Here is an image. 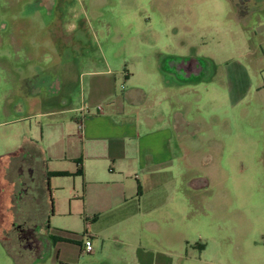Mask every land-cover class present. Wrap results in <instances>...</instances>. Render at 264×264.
Returning <instances> with one entry per match:
<instances>
[{
	"label": "rangeland",
	"instance_id": "obj_1",
	"mask_svg": "<svg viewBox=\"0 0 264 264\" xmlns=\"http://www.w3.org/2000/svg\"><path fill=\"white\" fill-rule=\"evenodd\" d=\"M256 17L264 22V0H0V121L34 108L19 126L38 137L46 108L78 114L129 87L156 94L165 80L189 121L172 138L186 157L169 183L164 175L156 188L145 183L142 201L161 204L146 206L152 213L134 241L170 264H264V25ZM189 60L197 74L183 67ZM65 115L57 120L74 112ZM70 190L56 192L47 222L97 232L94 253L75 264H135L134 250L113 243L120 230L94 223L92 206L69 202ZM33 230L44 248L36 263L56 264L54 245ZM15 243L7 245L19 253ZM4 251L0 242V264L10 261Z\"/></svg>",
	"mask_w": 264,
	"mask_h": 264
},
{
	"label": "crops",
	"instance_id": "obj_2",
	"mask_svg": "<svg viewBox=\"0 0 264 264\" xmlns=\"http://www.w3.org/2000/svg\"><path fill=\"white\" fill-rule=\"evenodd\" d=\"M256 20L264 25L261 19ZM158 89V93L151 94L129 87L119 95H107L104 106L97 103L95 108L78 114L79 108H46L41 114L47 120L40 124L38 137L30 125L19 126L34 116V108H13L16 116L0 121V242L9 257L8 264L40 262L41 254L36 252L44 248L33 244V229L47 235V245H54L56 264H75L79 253H94L96 231L86 230L79 235L48 226L55 194L66 184L71 188L69 202L78 201L80 207L90 204L94 223L120 230L113 243L134 250L135 264H170L155 257L152 250L143 249L137 239L134 241L145 227L146 216L152 213L146 212V206L153 211L161 204L142 201L145 183L149 182L148 188H156L161 175L167 178L165 184L169 183L177 162L186 157L185 152L176 153L181 145L173 143L172 138L179 125H188L189 121L175 109L168 82L162 80ZM72 112L68 121L57 120ZM12 240L18 242L19 253L7 245ZM85 240L90 242L88 252L82 247ZM163 256L168 259L166 254Z\"/></svg>",
	"mask_w": 264,
	"mask_h": 264
},
{
	"label": "built area",
	"instance_id": "obj_3",
	"mask_svg": "<svg viewBox=\"0 0 264 264\" xmlns=\"http://www.w3.org/2000/svg\"><path fill=\"white\" fill-rule=\"evenodd\" d=\"M83 250H84L85 252H88V251L90 250V242H89L88 240H85V241L83 242Z\"/></svg>",
	"mask_w": 264,
	"mask_h": 264
},
{
	"label": "flooded vegetation",
	"instance_id": "obj_4",
	"mask_svg": "<svg viewBox=\"0 0 264 264\" xmlns=\"http://www.w3.org/2000/svg\"><path fill=\"white\" fill-rule=\"evenodd\" d=\"M181 66H182V65H181ZM181 66L178 65V69H179L180 71H182V70H181ZM183 67L185 68V70H187V69L189 68V71H190V72L195 71V69H193V67L190 65V63H189V66L186 65V66H183Z\"/></svg>",
	"mask_w": 264,
	"mask_h": 264
},
{
	"label": "water",
	"instance_id": "obj_5",
	"mask_svg": "<svg viewBox=\"0 0 264 264\" xmlns=\"http://www.w3.org/2000/svg\"><path fill=\"white\" fill-rule=\"evenodd\" d=\"M195 73L197 74V72L195 71Z\"/></svg>",
	"mask_w": 264,
	"mask_h": 264
}]
</instances>
